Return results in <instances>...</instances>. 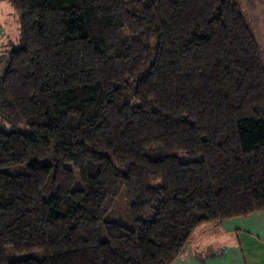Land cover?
<instances>
[{"label":"trees","instance_id":"obj_1","mask_svg":"<svg viewBox=\"0 0 264 264\" xmlns=\"http://www.w3.org/2000/svg\"><path fill=\"white\" fill-rule=\"evenodd\" d=\"M11 3L0 264H173L199 226L264 212V51L238 4ZM123 191L132 227L106 221Z\"/></svg>","mask_w":264,"mask_h":264},{"label":"crops","instance_id":"obj_2","mask_svg":"<svg viewBox=\"0 0 264 264\" xmlns=\"http://www.w3.org/2000/svg\"><path fill=\"white\" fill-rule=\"evenodd\" d=\"M233 1L253 25L264 51V0ZM2 24L0 51L5 52L9 39ZM173 264H264V212L199 226Z\"/></svg>","mask_w":264,"mask_h":264},{"label":"rangeland","instance_id":"obj_3","mask_svg":"<svg viewBox=\"0 0 264 264\" xmlns=\"http://www.w3.org/2000/svg\"><path fill=\"white\" fill-rule=\"evenodd\" d=\"M0 20L4 23L5 28L8 31V47L6 50L8 52L19 49L21 47V18L20 15L15 11L13 8V5L11 3V0H0ZM2 22H0L2 24ZM0 24V32L3 33V24ZM2 27V28H1ZM0 33V37H2V34ZM1 45V41H0ZM1 47V46H0ZM1 49V48H0ZM2 51H0L1 53ZM14 125L7 121L3 120L0 117V130L2 131H12L14 128ZM20 127H24L22 124H20ZM16 128V127H15ZM21 130V128H16ZM26 170L24 168H16L13 170H10L9 173L11 174H19L24 173ZM78 181L75 185V188L80 187V176L78 173H76ZM106 221H113L122 225H125L127 227H132V218L129 212V204L127 201L126 193L125 191L122 192L120 197L118 198L115 206L110 209L109 214L106 218ZM8 255L9 258L13 260H21V259H27V258H36V259H42L43 255L41 253H33L23 256H17L14 254L12 248H8Z\"/></svg>","mask_w":264,"mask_h":264}]
</instances>
